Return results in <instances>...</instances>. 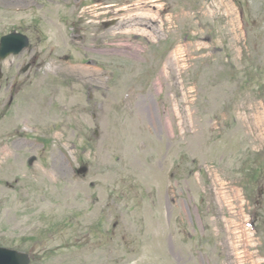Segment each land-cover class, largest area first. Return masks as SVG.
<instances>
[{
  "label": "rangeland",
  "instance_id": "rangeland-1",
  "mask_svg": "<svg viewBox=\"0 0 264 264\" xmlns=\"http://www.w3.org/2000/svg\"><path fill=\"white\" fill-rule=\"evenodd\" d=\"M132 1L0 0V39L31 42L0 61V241L33 264H264V0Z\"/></svg>",
  "mask_w": 264,
  "mask_h": 264
},
{
  "label": "water",
  "instance_id": "water-1",
  "mask_svg": "<svg viewBox=\"0 0 264 264\" xmlns=\"http://www.w3.org/2000/svg\"><path fill=\"white\" fill-rule=\"evenodd\" d=\"M28 46V39L19 34H12L3 38L0 47V59H5L12 53H20L25 47ZM26 256L18 253L9 254L0 252V264H22L26 260Z\"/></svg>",
  "mask_w": 264,
  "mask_h": 264
},
{
  "label": "bare ground",
  "instance_id": "bare-ground-1",
  "mask_svg": "<svg viewBox=\"0 0 264 264\" xmlns=\"http://www.w3.org/2000/svg\"><path fill=\"white\" fill-rule=\"evenodd\" d=\"M215 5H216L217 9H219L220 11H224L225 6L222 3H218V4H215ZM136 18H139V17H134L132 19H136ZM138 22H139V20H138ZM129 25L133 26V27L139 26L138 23H136V22H129L126 27H130ZM83 72L84 73L88 72L89 74H91L92 78H95L97 76V72L94 71L92 68L85 69V70H83ZM259 121H261L263 123L264 119L261 118Z\"/></svg>",
  "mask_w": 264,
  "mask_h": 264
},
{
  "label": "flooded vegetation",
  "instance_id": "flooded-vegetation-1",
  "mask_svg": "<svg viewBox=\"0 0 264 264\" xmlns=\"http://www.w3.org/2000/svg\"><path fill=\"white\" fill-rule=\"evenodd\" d=\"M145 0H143L142 2H144Z\"/></svg>",
  "mask_w": 264,
  "mask_h": 264
}]
</instances>
